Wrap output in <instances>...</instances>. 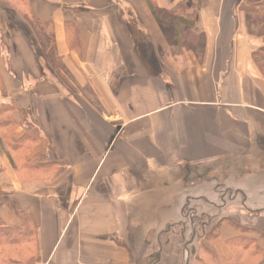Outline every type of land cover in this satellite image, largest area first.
<instances>
[{
  "label": "crops",
  "instance_id": "0c3cea01",
  "mask_svg": "<svg viewBox=\"0 0 264 264\" xmlns=\"http://www.w3.org/2000/svg\"><path fill=\"white\" fill-rule=\"evenodd\" d=\"M154 1L190 5L188 49L172 53L146 0H0V232L10 237L0 264L8 253V264L180 254L159 239L187 175L220 176L264 203V75L253 59L264 37L249 31L252 8ZM238 236L217 240L226 260Z\"/></svg>",
  "mask_w": 264,
  "mask_h": 264
},
{
  "label": "rangeland",
  "instance_id": "374dc122",
  "mask_svg": "<svg viewBox=\"0 0 264 264\" xmlns=\"http://www.w3.org/2000/svg\"><path fill=\"white\" fill-rule=\"evenodd\" d=\"M247 1L252 8L250 12L264 11V0ZM178 20L174 19L172 22L176 25ZM246 22L252 35L264 37V23L253 24L248 18ZM183 32L180 28L173 30L171 51L174 55L189 48V40L183 42ZM173 40H177L178 45ZM262 65L264 66V62ZM257 147L264 150V138L257 143ZM213 178L214 182L190 175L182 179L186 182L187 189L184 193L180 192V205L172 214L173 221L159 239V246L173 248V253L178 250L180 254L156 255L152 263L161 264L165 258H169L171 264H227L229 260L222 256L216 245L217 240L223 236V230L226 234L239 235L227 240L225 244L231 251L232 258L235 257V262L258 264L262 259L251 255L258 246L257 237L264 244V233L261 229H255L264 222V203L258 196L260 193L251 195V192L225 186L220 176ZM160 183L162 182L157 179V184ZM256 231L260 232L259 235Z\"/></svg>",
  "mask_w": 264,
  "mask_h": 264
},
{
  "label": "trees",
  "instance_id": "16d2710c",
  "mask_svg": "<svg viewBox=\"0 0 264 264\" xmlns=\"http://www.w3.org/2000/svg\"><path fill=\"white\" fill-rule=\"evenodd\" d=\"M146 2L148 4L149 8L153 11V13L157 19V22L165 31V34L171 35V37H173V30L180 28V30L184 31L183 32V42L189 40V42L192 43V41H194L196 34L193 33L192 30L194 29V18L195 17L193 14L192 15L187 14V11H188L190 5H188L186 3L180 4L179 6H177V8L175 10L169 12V11L159 10L157 8L154 0H146ZM165 18L170 19V21H167ZM174 19H179L177 21L178 23L176 25L172 22ZM248 19H250L251 22H253V24L264 23V11L259 10V12H257V13L250 12L248 14ZM173 41H174L175 45H178L177 40H173ZM253 59H254L255 63L257 64L260 72L264 75V66L262 65V62H264V47H262L261 49H259L258 51H256L253 54ZM10 146H11L10 148L16 149V148H18L19 145L10 144ZM255 233L259 235L260 232L256 231ZM6 240L7 241L10 240V237L8 235L4 234L3 232H0V250L1 251H3V247H4L3 245L5 244ZM251 255L256 256V257H258V256L262 257V259L258 262V264H264V250H262L261 248L256 246L253 254H251ZM5 257L8 259V260H6L7 264L10 262H13L11 260L15 259L14 254L8 253V254H6ZM233 258L231 259L232 261L235 260V257H233ZM231 260L227 261V264L228 263L231 264L232 263ZM234 264H242V263L240 261H236V262L234 261Z\"/></svg>",
  "mask_w": 264,
  "mask_h": 264
}]
</instances>
